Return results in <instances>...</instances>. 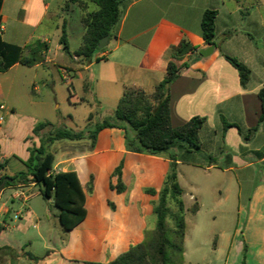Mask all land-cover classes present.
Returning <instances> with one entry per match:
<instances>
[{
  "label": "crops",
  "instance_id": "crops-1",
  "mask_svg": "<svg viewBox=\"0 0 264 264\" xmlns=\"http://www.w3.org/2000/svg\"><path fill=\"white\" fill-rule=\"evenodd\" d=\"M66 2L3 0L0 34L6 42L19 46L37 39L48 42L50 49L45 62L27 68L57 69L62 81L69 85L71 104H95L89 112V116L94 115V123L114 114L126 87L152 91L166 74L170 47L187 40L197 48L177 60L179 64L190 62V66L171 86L170 120L174 128L197 116L205 117L206 123L199 134L201 151L184 156L180 153L179 164L184 162V157L204 172L219 171L231 180L232 187L234 180H243L249 190L247 202L237 207L235 230L231 234L224 233L223 244L218 241L213 251L222 254L227 249V264H237L233 259L244 258V253L245 264H264V121L260 122L262 102L258 96L264 86V0H126L113 37L91 61L70 58L65 53L60 44L62 31L57 35L55 53L47 34L36 37L34 31H30L23 36L27 29L31 30L27 21L32 4L57 3L61 26L65 21L69 26L75 5L66 12ZM208 9L218 11L216 39L220 42L213 53L205 57L200 51L209 46L202 37L201 22ZM80 21L82 24V14ZM8 22L18 28L21 43L4 38V24ZM59 30L60 25H57V33ZM224 55L250 68L251 78L245 88L237 69ZM20 65H14L9 71ZM36 77V74L33 78L23 77V81L16 78L12 83L22 82L31 92L40 94L42 87L44 91L50 86L49 80L46 75L41 76V86ZM74 80L82 84V97L71 91ZM56 86L53 81L54 92ZM89 92L94 93L95 102L89 98ZM4 106L2 111L6 112L8 122L12 121L15 108ZM1 117L5 121V115ZM66 118L73 120L68 114L46 121L60 126ZM223 120L231 126L226 128ZM4 121H0V164H4L0 178L26 170L24 162L30 157L29 147L40 145L33 130L42 122L30 118L24 121L25 130L18 129L23 145L9 148V143L2 139L4 133L10 131L9 124L1 128ZM254 128L257 130L250 132ZM90 143L88 139H64L54 142L50 148L55 156L54 173L75 171L85 190L93 180V192L87 193L86 219L70 232L61 226L54 198H44L42 186L0 184V224L4 226L0 232V264L108 263L130 246L141 243L146 230L155 227L156 218L155 224L151 219L155 217L153 201L158 195L146 194L144 190L159 191L163 187L170 161L127 151L122 129L102 130L92 150ZM12 158L20 164L16 171L10 170ZM121 163L127 189L118 193L111 185L117 183L114 172ZM198 204L199 214L203 204L199 201ZM212 218L215 220L216 216ZM25 219L32 224V234L25 227Z\"/></svg>",
  "mask_w": 264,
  "mask_h": 264
},
{
  "label": "trees",
  "instance_id": "trees-1",
  "mask_svg": "<svg viewBox=\"0 0 264 264\" xmlns=\"http://www.w3.org/2000/svg\"><path fill=\"white\" fill-rule=\"evenodd\" d=\"M125 1L67 0L64 11L68 12L72 5L80 8L85 33L79 49L71 52L65 21L60 38L65 53L70 58L78 57L84 61H91L93 56L101 51L98 48L101 40L106 36L113 37L122 16L121 6ZM91 5L97 8L90 10ZM2 6L3 0H0V12ZM217 16V10L208 9L202 17V37L208 46H211L216 39ZM1 25L0 18V32ZM49 49V43L40 39L19 46L6 42L0 34V73H6L16 64L26 67L42 64ZM194 50L197 48L187 40L170 47L166 74L150 94L142 88L126 87L114 114L98 120L93 125H88L83 130L75 131L64 124L56 126L48 121L39 122L33 134L39 137L40 145L29 148L30 157L24 162L26 170L0 178V184L4 183L5 187L30 183L42 186L44 198H54L55 206L59 209L58 218L61 226L66 232H70L86 219L87 193L93 192V180L88 183L85 190L75 171L54 173L55 156L50 150L54 142L64 139L73 141L88 139L92 150L102 130L122 129L125 132L127 151L164 157L170 161L163 187L159 191L153 188L144 190L146 194L158 195V199L153 201L155 227L147 229L141 243L130 246L115 260L108 263L83 261V264H185L186 212L191 211L196 214L200 207L196 201L191 209L186 208L185 191L179 182L178 174L180 153L184 156L201 151L199 134L206 123V118L197 116L183 126L172 127L170 91L172 84L190 66V62L179 64L177 60ZM224 56L237 69L240 83L245 88L251 78L250 68L236 58ZM258 96L262 102L260 117L262 122L264 121V86L259 90ZM92 117L93 114L89 116V121ZM223 122L226 128L231 126L225 120ZM238 129L242 133V129L240 127ZM256 130L257 128H254L250 132ZM0 168H4V164H0ZM122 168L123 163L114 172L117 183L111 185V188L118 193H123L127 189L122 179ZM2 230L4 226L0 224V232Z\"/></svg>",
  "mask_w": 264,
  "mask_h": 264
},
{
  "label": "rangeland",
  "instance_id": "rangeland-1",
  "mask_svg": "<svg viewBox=\"0 0 264 264\" xmlns=\"http://www.w3.org/2000/svg\"><path fill=\"white\" fill-rule=\"evenodd\" d=\"M71 8V7H70ZM75 10L70 15L69 26L67 32L70 33L68 42L71 51H77L83 38V25L81 24L80 8L75 5ZM95 5H91L90 10L96 9ZM69 9L68 12H70ZM41 21V22H40ZM27 29L23 36L29 35L30 31H34V35L47 34L50 39L52 52H56L58 46V36L61 35L62 21L58 17L57 3L46 5L45 3L32 4L30 14L28 16ZM36 23L38 25L36 26ZM57 25L60 30L57 33ZM4 38L8 41L19 42L21 35H18V28L11 22L4 24ZM36 74L38 85L42 86L41 76L46 75L49 80V87L44 89L40 94L31 92L30 87L24 86L22 82L12 83V80L18 78L23 81V77H31ZM53 81H56V90H52ZM75 85L71 91L76 93L78 97H82V84L79 80H74ZM75 88V89H74ZM149 94L152 91H147ZM89 98L94 101L95 95L89 92ZM92 101V102H93ZM95 102V101H94ZM7 107L12 105L15 108V117L12 121L7 120L6 112L0 110V116L5 115V121L1 128L10 127V131L4 133L2 139L9 143V148H18L23 145L20 141L18 129L25 130L26 123L24 121L35 119L38 121H46L61 115H72L73 120L66 118L64 125L75 131L83 130L88 125H93V117L89 121L88 116L93 106L88 104L73 105L69 101V85H66L57 69L54 67L41 68L39 71L19 66L6 73H0V105ZM88 119V120H87ZM31 139V138H30ZM28 139V140H30ZM91 145V143H90ZM8 148V149H9ZM30 148V147H29ZM18 155V154H17ZM198 160V156L196 157ZM183 161L179 164L178 174L179 181L185 191L184 202L187 209H191L195 202L203 204L202 211L193 214L191 211L186 212L187 233L185 239V264H227V249L222 254L214 253V247L218 241L221 245L224 242L223 234H231L237 225V207L239 204H246L248 188L242 179L234 180V186L230 184V179L219 171H213L211 174L204 172L198 168V165L189 163L183 157ZM20 164L12 158L10 170H18ZM240 184V193H239ZM199 197H202L200 202ZM220 202V205L217 203ZM212 216H216L213 220ZM155 224V217L151 219ZM24 224L29 234L33 233V227L28 219ZM242 239V236H239ZM237 260V264H244V258Z\"/></svg>",
  "mask_w": 264,
  "mask_h": 264
},
{
  "label": "water",
  "instance_id": "water-1",
  "mask_svg": "<svg viewBox=\"0 0 264 264\" xmlns=\"http://www.w3.org/2000/svg\"><path fill=\"white\" fill-rule=\"evenodd\" d=\"M109 39H110V36H106V37H104V38L101 40V42H100L98 48H99L100 50H104V49L106 48L108 42H109ZM219 42H220V39H215V42H214L211 46H209L207 49L201 50L200 53H201L203 56H205V57L210 56V55L213 53V51L215 50L216 46L219 44Z\"/></svg>",
  "mask_w": 264,
  "mask_h": 264
},
{
  "label": "built area",
  "instance_id": "built-area-1",
  "mask_svg": "<svg viewBox=\"0 0 264 264\" xmlns=\"http://www.w3.org/2000/svg\"><path fill=\"white\" fill-rule=\"evenodd\" d=\"M0 109H1V110H4V109H5V106H4V105H1V106H0ZM0 121L3 122V121H4V117H1V118H0Z\"/></svg>",
  "mask_w": 264,
  "mask_h": 264
}]
</instances>
